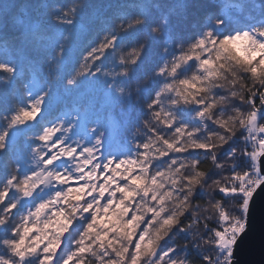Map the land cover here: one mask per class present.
Instances as JSON below:
<instances>
[{"label":"trees","instance_id":"obj_1","mask_svg":"<svg viewBox=\"0 0 264 264\" xmlns=\"http://www.w3.org/2000/svg\"><path fill=\"white\" fill-rule=\"evenodd\" d=\"M219 19L224 23L216 27ZM262 19L264 0H0V63L15 68L14 73L0 71V115L26 104L28 93L43 102L35 120L11 134L9 146L19 134L22 150L25 143L46 150L47 144L34 138L43 127L55 123L63 131L75 123L81 133L88 132L92 149L80 159L82 167H87L84 160L92 161L86 179L90 185L102 180L115 201L108 211L97 205L100 220L127 243L154 212L140 247L143 264H155L151 249L156 247H174L176 264H205L202 257H210L209 264H229V247L221 239L244 224L247 184L258 172L248 130L253 113L264 105L259 98L264 43L252 45L247 36L257 35ZM209 29L238 34L221 44ZM112 31L120 37L114 52L85 75L92 61L83 60L82 53ZM137 53H142L138 59ZM97 67L100 74L93 76ZM182 79L190 83L180 84ZM166 83L172 87L150 109L155 92ZM104 90L111 94L108 102ZM196 100L208 108L200 121L191 119ZM177 108L190 121L179 134L163 124L174 116L179 124ZM256 119L264 127V108ZM193 128L199 135H188ZM193 141L212 149L189 150ZM3 157L12 170L8 149ZM224 186L244 195L221 196L216 190ZM0 254H7L2 245Z\"/></svg>","mask_w":264,"mask_h":264},{"label":"snow or ice","instance_id":"obj_2","mask_svg":"<svg viewBox=\"0 0 264 264\" xmlns=\"http://www.w3.org/2000/svg\"><path fill=\"white\" fill-rule=\"evenodd\" d=\"M223 23L222 19L217 20L216 27L222 26ZM258 28L257 39L264 43V19L259 22ZM237 34L236 32L215 34L213 29L208 30V35H214L215 40L221 44ZM119 39V34L114 31L105 33L96 44L83 52V60L92 61L83 69V73L87 75L96 62L103 61L110 52H114ZM200 43H204L203 36L200 37ZM59 52L62 58L63 46L60 47ZM140 55L142 53H137L136 58L138 59ZM133 62L135 63L136 60L134 59ZM190 63H195V59L193 58ZM204 63L208 61L205 59ZM5 68L15 72L14 67L0 63V71ZM165 71L166 66L160 67L157 75H163ZM91 74L93 76L100 74V68L97 67ZM188 83H190L188 79L180 80V84ZM171 87L166 83L156 91L149 108H157L161 95ZM28 96L27 103L22 104L18 110L0 115V120L3 121L0 124V245L7 249L6 255L0 254V264H93V261L95 264H143L140 247L147 239V225L151 222L154 212L150 210L135 233L128 235L127 243L119 238L120 234L115 229L100 220L97 205H104V210L108 211V205L114 204L115 201L111 200L109 193L101 187L102 180L90 185L86 179L91 175L88 169L92 161L84 160L87 167L80 165V159L92 151L87 146V131L81 133L75 123L62 131L52 123L43 127L34 137L47 144L46 150L41 151L38 144L30 146L27 143L22 150L19 147V134L12 137V144L9 146L11 134L17 129L26 128L43 111L42 99L37 98L33 101L31 93H28ZM256 98L252 97L253 103ZM259 98L264 103V94ZM204 104V101L196 100L191 119L202 120L208 111ZM160 114V111L154 113L156 117ZM256 114L258 115V110ZM177 115L179 124L175 116L172 120L163 121V124L169 132L179 134L190 127V121L184 119L179 108ZM74 120L78 121L79 116L74 117ZM206 128L205 124V130ZM91 131L95 132V129ZM150 131L155 134L157 130L153 128ZM188 135H199V129L193 128ZM209 135L211 136L212 133ZM97 142H100L99 138ZM164 143L171 144L166 139ZM260 143H264V132L261 133ZM143 146L146 147L147 144ZM5 149H8L12 170L3 157ZM211 149V145L196 141L189 146V150L209 152ZM181 150L177 147V151ZM233 154L234 150L228 153L229 157ZM29 155L30 162L27 159ZM110 159L114 161L115 157ZM261 160H264V156ZM233 171L235 172V169ZM258 188H264V184L258 185ZM216 191L221 196L244 195V193L230 192L227 186ZM122 192L123 189H120L115 195H120ZM254 194V192L249 193V197ZM105 201L108 204H105ZM243 203L242 211L245 212L246 217L251 203L250 198H245ZM133 217L132 209H127L126 218L129 222ZM58 218H63L62 226L57 225ZM246 230V218L243 225L232 230L230 257L234 255L236 245L243 243ZM148 243L150 245L152 242L148 241ZM151 251L155 264H165V260L167 264H176L173 258L176 251L174 247H156ZM202 259L205 260V264H209L211 258L202 257Z\"/></svg>","mask_w":264,"mask_h":264},{"label":"water","instance_id":"obj_3","mask_svg":"<svg viewBox=\"0 0 264 264\" xmlns=\"http://www.w3.org/2000/svg\"><path fill=\"white\" fill-rule=\"evenodd\" d=\"M259 156V171L264 175V160ZM264 184V179L258 184ZM253 190L250 197L246 220L247 230L244 232L243 243L237 244L235 253L231 256L229 264H264V188ZM252 192V193H253Z\"/></svg>","mask_w":264,"mask_h":264},{"label":"rangeland","instance_id":"obj_4","mask_svg":"<svg viewBox=\"0 0 264 264\" xmlns=\"http://www.w3.org/2000/svg\"><path fill=\"white\" fill-rule=\"evenodd\" d=\"M248 42H250V44H252V45H255V44H262L261 42H260V40H258L257 39V35H252V34H249L248 36ZM121 90H118V89H116V94H117V96L119 97L120 96V94H121V92H120ZM110 98H111V94H110V92L108 91V90H104V98H103V100H104V102H108V101H110ZM264 106V105H263ZM256 113H253V115H252V118H251V120H250V126H251V128L252 127H254L255 128V130H257V131H254V135L257 137V138H259V140H261V133L262 132H264V127H261V125L259 124V122H257L256 120ZM257 116H260V113H258V115ZM249 131V130H248ZM250 133V135H251V132H249ZM65 135H67V134H65ZM252 136L253 135H251V139H252V142H253V138H252ZM255 146V150H253V154H255V156H256V158L257 157H259V155L261 154V153H263L264 152V143H260V141H259V143H257V145H254ZM260 172V171H259ZM264 179V175H262L261 173H260V175H259V179H258V183H257V185L262 181ZM257 185H256V187H257ZM249 193H251V191H249ZM223 236V235H222ZM228 237H229V239L228 238H222L221 239V242L224 240L225 242H226V244H227V246L229 247V253L231 252V243H232V239H233V235H232V231L228 234ZM227 246H225V247H227ZM231 259V257L229 256V260Z\"/></svg>","mask_w":264,"mask_h":264},{"label":"built area","instance_id":"obj_5","mask_svg":"<svg viewBox=\"0 0 264 264\" xmlns=\"http://www.w3.org/2000/svg\"><path fill=\"white\" fill-rule=\"evenodd\" d=\"M259 111H262V108L259 109ZM255 133H253L252 138H253V143L255 145H257V143L259 142V138H257L255 135ZM258 179H259V173L256 172L255 175L253 176V178L250 180V182L247 184V188L249 191H251V193L253 192V190L256 188V185L258 183Z\"/></svg>","mask_w":264,"mask_h":264},{"label":"bare ground","instance_id":"obj_6","mask_svg":"<svg viewBox=\"0 0 264 264\" xmlns=\"http://www.w3.org/2000/svg\"><path fill=\"white\" fill-rule=\"evenodd\" d=\"M229 262H230V260H229Z\"/></svg>","mask_w":264,"mask_h":264}]
</instances>
